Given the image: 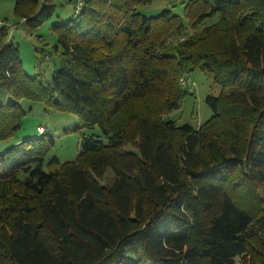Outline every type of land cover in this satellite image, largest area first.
Wrapping results in <instances>:
<instances>
[{"label": "trees", "instance_id": "1", "mask_svg": "<svg viewBox=\"0 0 264 264\" xmlns=\"http://www.w3.org/2000/svg\"><path fill=\"white\" fill-rule=\"evenodd\" d=\"M153 1L78 2L52 26L51 85L0 28V143L22 129L23 100L102 133L75 162H47L49 136L0 153V264H264V0H188L185 20L138 12ZM55 12L14 9L31 32ZM196 70L230 89L207 97L198 129L167 118Z\"/></svg>", "mask_w": 264, "mask_h": 264}, {"label": "rangeland", "instance_id": "2", "mask_svg": "<svg viewBox=\"0 0 264 264\" xmlns=\"http://www.w3.org/2000/svg\"><path fill=\"white\" fill-rule=\"evenodd\" d=\"M17 0H0V28L9 29V40L19 48V56L25 73L34 78L40 76L46 84L51 85L53 74L59 68L62 48L58 45L57 36L52 26L66 23L76 17L77 3L82 0H55L56 12L54 16L41 28L33 32L27 25L19 21L14 14ZM188 0H154L150 5L139 6L138 12L146 17L154 18L164 11L184 18ZM188 23V21L186 20ZM188 94L182 99L180 107L168 115V119L178 126L185 124L198 129L213 116L212 110L206 103L208 96H219L229 92L217 84L213 76L207 72L196 70L186 77ZM21 108L27 113L22 129L13 141L0 143V153L26 139L52 137L54 148L50 151L46 161L58 159L62 163L75 162L81 151L83 136L102 137L101 131L84 129L77 116L60 113L42 102L21 101ZM131 148H127V151ZM112 174H107L105 186Z\"/></svg>", "mask_w": 264, "mask_h": 264}, {"label": "built area", "instance_id": "3", "mask_svg": "<svg viewBox=\"0 0 264 264\" xmlns=\"http://www.w3.org/2000/svg\"><path fill=\"white\" fill-rule=\"evenodd\" d=\"M181 85H182V87H184L185 89L187 88V82H186V79H182V80H181Z\"/></svg>", "mask_w": 264, "mask_h": 264}]
</instances>
